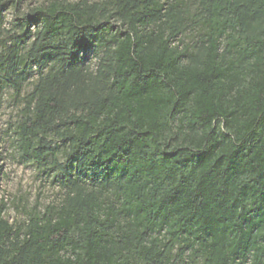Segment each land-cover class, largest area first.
I'll return each mask as SVG.
<instances>
[{
    "label": "trees",
    "instance_id": "obj_1",
    "mask_svg": "<svg viewBox=\"0 0 264 264\" xmlns=\"http://www.w3.org/2000/svg\"><path fill=\"white\" fill-rule=\"evenodd\" d=\"M22 1L0 106L63 202L0 204V264H264V0Z\"/></svg>",
    "mask_w": 264,
    "mask_h": 264
},
{
    "label": "rangeland",
    "instance_id": "obj_2",
    "mask_svg": "<svg viewBox=\"0 0 264 264\" xmlns=\"http://www.w3.org/2000/svg\"><path fill=\"white\" fill-rule=\"evenodd\" d=\"M51 1L24 0L17 11L9 7L3 13L4 27L11 28L17 13L22 16ZM21 108V102L11 92L3 94L0 106V164L4 175L0 186V204L5 205L3 216L10 224L27 222L31 213L43 214L51 207H60L63 202V193L58 183L49 179L33 163H26L17 152L12 124L16 122Z\"/></svg>",
    "mask_w": 264,
    "mask_h": 264
}]
</instances>
